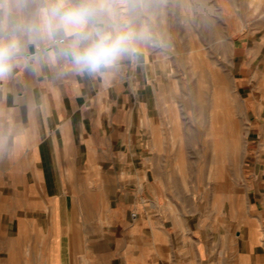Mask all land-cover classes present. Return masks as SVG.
Here are the masks:
<instances>
[{
  "label": "crops",
  "instance_id": "0c3cea01",
  "mask_svg": "<svg viewBox=\"0 0 264 264\" xmlns=\"http://www.w3.org/2000/svg\"><path fill=\"white\" fill-rule=\"evenodd\" d=\"M144 47L103 75L0 80V264H264V69L241 173L173 172Z\"/></svg>",
  "mask_w": 264,
  "mask_h": 264
},
{
  "label": "rangeland",
  "instance_id": "374dc122",
  "mask_svg": "<svg viewBox=\"0 0 264 264\" xmlns=\"http://www.w3.org/2000/svg\"><path fill=\"white\" fill-rule=\"evenodd\" d=\"M112 3L122 17L131 12L150 31V39L140 46L148 43L155 52L154 141L161 154L164 143L170 146L167 157L173 172L241 173L249 109L260 105L259 88L253 83L258 69H264V0ZM196 88L202 89L201 100ZM250 96L256 100L249 101Z\"/></svg>",
  "mask_w": 264,
  "mask_h": 264
},
{
  "label": "clouds",
  "instance_id": "9594fccd",
  "mask_svg": "<svg viewBox=\"0 0 264 264\" xmlns=\"http://www.w3.org/2000/svg\"><path fill=\"white\" fill-rule=\"evenodd\" d=\"M149 39V29L131 12L122 17L112 0H0V80L21 65L33 71L54 66L57 75H103L135 58ZM14 130L11 123L0 129V148Z\"/></svg>",
  "mask_w": 264,
  "mask_h": 264
},
{
  "label": "bare ground",
  "instance_id": "6f19581e",
  "mask_svg": "<svg viewBox=\"0 0 264 264\" xmlns=\"http://www.w3.org/2000/svg\"><path fill=\"white\" fill-rule=\"evenodd\" d=\"M146 1H147V0H146ZM194 4H195V3H194ZM197 6H198V7H201V5H200L199 3H197ZM197 20H198V19H197ZM203 20H204V19H203ZM204 21H205V20H204ZM200 23H201V22H200ZM205 23H206V27H207L208 24H207L206 21H205ZM211 24H212V23H211ZM209 27H210V26H209ZM204 29H205V28H204ZM211 29H212V28H211ZM197 31H198V30H197ZM200 31H201V30H200ZM202 31L205 32L203 29H202ZM202 31H201V32H202ZM198 33H199V32H198ZM208 33H209V32H208ZM201 34H202V33H201ZM204 34H206V33H204ZM204 34H203V35H204ZM218 34H219V33H218ZM219 35H220V34H219ZM215 36H216V35H215ZM213 38H214V37H213ZM216 39H217V38H216ZM179 44H180V43H179ZM204 73H205V72H204ZM204 73L202 72L201 75L204 76V75H205ZM215 74L217 75L218 73H215ZM219 77H221V75H219ZM217 78H218V77H217ZM221 78H222V77H221ZM221 78H220V79H221ZM207 79H210V78H207ZM218 79H219V78H218ZM201 80H203V79L201 78ZM203 81H204V80H203ZM222 81H223V79H222ZM215 83H216V82H215ZM220 83H221V81H220ZM207 84H208V83H207ZM217 84H218V83H217ZM199 87H200V85H199ZM213 87H214V86H213ZM196 89H197V88H196ZM189 90H190V88H189ZM197 90H198V92H199V93H197V94H198V95H197V98H199L198 100H201V97H202L201 94H202V92H200V90H202V89L200 88V90H199V89H197ZM190 91H191V90H190ZM190 91H189V92H190ZM192 92H193V94L195 93V91H193V90H192ZM196 92H197V91H196ZM190 93H191V92H190ZM190 93H189V94H190ZM204 93H205V92H204ZM218 93H219V92H218ZM216 94H217V93H216ZM195 95H196V94H195ZM195 95H193L194 98H195ZM199 95H200L201 97H200ZM190 96H191V95H190ZM213 97H214V96H213ZM197 98H196V99H197ZM200 102H201V101H200ZM202 102H203V101H202ZM202 102H201V103H202ZM197 103H198V102H197ZM197 103H195V104H197ZM185 104H186V103H185ZM198 104H199V103H198ZM198 104H197V105H198ZM198 107H199V109H198L199 112H202V109H203V111H204V108H201V104H200V106H198ZM202 107H204V106H202ZM211 109H212V108H211ZM213 111H214V110H213ZM213 111H212V112H213ZM212 112H211V113H212ZM200 114H201V113H200ZM193 118H194V117H193ZM210 119H211V118H210ZM194 133H195V132H194ZM182 136H183V135H182ZM218 138H219V137H218ZM199 139H200V137H199ZM187 144H188V143H187Z\"/></svg>",
  "mask_w": 264,
  "mask_h": 264
},
{
  "label": "water",
  "instance_id": "95a60500",
  "mask_svg": "<svg viewBox=\"0 0 264 264\" xmlns=\"http://www.w3.org/2000/svg\"><path fill=\"white\" fill-rule=\"evenodd\" d=\"M34 51H35L34 46H30V52H31V53H34Z\"/></svg>",
  "mask_w": 264,
  "mask_h": 264
}]
</instances>
